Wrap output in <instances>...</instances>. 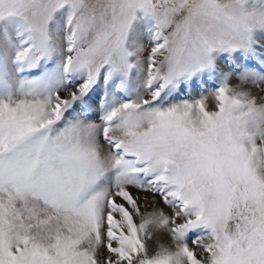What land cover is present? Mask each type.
<instances>
[{
  "label": "snow or ice",
  "instance_id": "6c2138e0",
  "mask_svg": "<svg viewBox=\"0 0 264 264\" xmlns=\"http://www.w3.org/2000/svg\"><path fill=\"white\" fill-rule=\"evenodd\" d=\"M0 264H264V0H0Z\"/></svg>",
  "mask_w": 264,
  "mask_h": 264
},
{
  "label": "rangeland",
  "instance_id": "374dc122",
  "mask_svg": "<svg viewBox=\"0 0 264 264\" xmlns=\"http://www.w3.org/2000/svg\"><path fill=\"white\" fill-rule=\"evenodd\" d=\"M209 102H210V107H211L212 103H214V102L211 100V98H210Z\"/></svg>",
  "mask_w": 264,
  "mask_h": 264
}]
</instances>
